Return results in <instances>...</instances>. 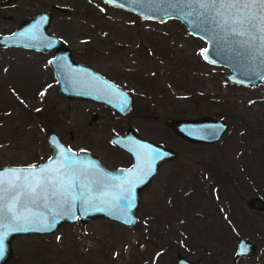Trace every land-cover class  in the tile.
<instances>
[{
  "label": "rangeland",
  "instance_id": "374dc122",
  "mask_svg": "<svg viewBox=\"0 0 264 264\" xmlns=\"http://www.w3.org/2000/svg\"><path fill=\"white\" fill-rule=\"evenodd\" d=\"M47 10L49 31L72 57L129 88L134 108L122 117L67 97L49 64L53 51L0 45V165L45 160L50 132L109 167L126 163L110 138L128 124L177 157L141 191L133 225L99 216L19 235L2 264H179L178 253L199 264H264V207L248 205L264 199V86L226 82L225 67L202 58L205 41L178 19L150 20L102 0H0V34ZM202 115L228 122L215 142H189L164 128L167 116ZM237 236L255 243V253L236 258Z\"/></svg>",
  "mask_w": 264,
  "mask_h": 264
},
{
  "label": "water",
  "instance_id": "95a60500",
  "mask_svg": "<svg viewBox=\"0 0 264 264\" xmlns=\"http://www.w3.org/2000/svg\"><path fill=\"white\" fill-rule=\"evenodd\" d=\"M105 4L133 12L142 18L162 21L165 19H178L186 30L205 41V46L201 50L202 58L211 64L221 65L225 70L221 72L222 78L233 84L252 85L261 83L264 86V62L259 55V51L253 53L247 46H241L232 41L220 39L215 25L210 22L200 23L195 16H186L189 9L183 12L170 7L168 0H113ZM54 8H59L56 4ZM66 10L65 7L60 8ZM170 13V14H169ZM52 16L50 10L39 12L31 18L24 19L17 27L9 33L0 34L1 46H17L36 51H53L49 59L50 67L54 73L58 90L70 98L85 99L95 101L108 106L121 115L129 114L133 108L132 93L113 82L102 73L91 67L89 64L76 60L72 57V50L59 36L49 31L48 25ZM191 21V22H190ZM126 103V106L124 102ZM165 125L172 129L181 138L193 143H212L218 140L228 127V122L222 118H215L209 115L200 117L183 118L167 116ZM212 130H218L216 135H211ZM73 132L66 131L65 137L72 138ZM50 145L48 157L37 164H4L0 165V172L10 168H24L29 165L56 167L64 154L72 155L79 161L89 165V174L92 178L103 181V188L97 192L95 186L92 191L85 190L86 198L92 199L89 204H82L80 200L81 191L73 189L72 195L77 199L71 210L59 209L55 206L45 207L42 204H26L24 207H17V211L23 213L30 220L37 217L51 219L50 213H59L57 216V228L62 223H71L76 219H92L94 217H105L114 221L131 226L137 221V209L140 203V195L143 188L150 182L156 173L158 166L167 160L177 157V151L169 146L150 141L143 138L133 129H129L122 134H114L111 141L122 147L132 156L133 162L130 166L109 167L91 151L87 149L75 150L66 144L56 132H50L47 136ZM142 146H150L154 152H160L162 159L154 161L152 171L147 172L144 158L138 157L137 153L143 152ZM70 149L71 153H67ZM51 158V159H50ZM131 181V192L121 194L117 185L124 181ZM106 193V195H105ZM104 201H108L105 203ZM131 203V209L126 208L127 203ZM248 205L256 210L264 207V199L260 196L249 198ZM131 221V222H128ZM30 228L29 231L11 232L6 241L3 255H0V264L5 262L11 255L12 238L32 233H45L50 231H37L42 225L39 222L24 225ZM4 227H8L5 222ZM237 247L234 252L236 258L249 256L255 253V243L245 237L237 236ZM177 262L179 264H199L185 255L178 253Z\"/></svg>",
  "mask_w": 264,
  "mask_h": 264
},
{
  "label": "snow or ice",
  "instance_id": "6c2138e0",
  "mask_svg": "<svg viewBox=\"0 0 264 264\" xmlns=\"http://www.w3.org/2000/svg\"><path fill=\"white\" fill-rule=\"evenodd\" d=\"M107 2L112 3L113 0ZM168 2L170 7L181 12L185 8L189 9L184 14L195 16L200 23L210 22L215 25L220 39L227 40L231 37L234 43L247 46L253 53L259 51L264 62V0H168ZM126 103L125 101V106ZM217 131L212 130L210 134L216 135ZM142 148L143 152L137 153V156L144 158L147 172L150 173L154 161L162 159L164 154L154 152L150 146ZM67 153H71V150L68 149ZM94 167L72 155L64 154L56 167L29 165L0 172V255H3L5 241L11 232L29 231L31 229L24 225L35 222L42 225L35 230L50 231L58 223V212L49 214L50 221L42 216L30 220L17 211L18 206L24 207L31 203L71 210L77 199L72 195L73 189L76 188L81 191V203H91L92 199L84 195L85 190L91 192L94 185L99 192L104 186L102 180L90 176L89 170ZM117 187L120 188L121 194L130 193L131 181L126 180ZM132 207L130 202L126 204L127 209ZM5 222L8 224L6 228Z\"/></svg>",
  "mask_w": 264,
  "mask_h": 264
},
{
  "label": "flooded vegetation",
  "instance_id": "af4514ba",
  "mask_svg": "<svg viewBox=\"0 0 264 264\" xmlns=\"http://www.w3.org/2000/svg\"><path fill=\"white\" fill-rule=\"evenodd\" d=\"M124 88H126V87H124ZM126 89H128L131 93H132V95H133V100H134V94H133V92L129 89V88H126ZM87 101H89V102H92V103H94V104H97L98 106H102V107H106V108H108V109H110V111H112L113 113H115L116 115H118V116H122V117H125V116H128V114L127 115H121V114H119L117 111H115L114 109H112V108H110V107H108V106H105V105H103L102 103H99V102H95V101H90V100H87ZM134 103V102H133ZM94 114H97L96 112H93L92 114H91V117H92V115H94ZM155 118H157V115H155L154 116ZM166 118V117H165ZM165 118H164V121H163V123L165 122ZM164 128H167V129H170L171 131H172V129L171 128H169L168 126H166L165 125V123H164ZM129 129H133L136 133H138L139 135H140V133L139 132H137V130L136 129H134V128H132L129 124H128V126H127V128L126 129H124L123 131H116V132H114L112 135H111V137L114 135V134H122V133H124L125 131H127V130H129ZM173 132V131H172ZM175 133V132H174ZM65 136V135H64ZM140 136H142V135H140ZM143 138H145V139H148V140H150V141H153V142H156V143H160V144H163V145H166V146H169V147H172V146H170V145H167V144H165L164 142H162V141H155V140H152V139H149V138H147V137H145V136H142ZM61 138V137H60ZM62 139V138H61ZM63 140V139H62ZM110 140H111V138H110ZM64 141V140H63ZM65 142V141H64ZM112 142V141H111ZM66 143V142H65ZM113 143V142H112ZM113 145L115 146V147H117L118 149H120V150H122L124 153H126L127 154V157L128 158H130L129 160H128V162H126V163H122V161H117L116 162V164H114L113 166H110V167H117V166H130L131 164H132V162H133V159H132V156H131V154L129 153V152H127L125 149H123L122 147H120V146H118V145H116L115 143H113ZM73 148V147H72ZM173 148V147H172ZM78 149H85L84 147L83 148H78ZM100 159H101V157L99 156V155H97ZM102 160V159H101ZM102 162H103V160H102ZM104 163V162H103ZM105 164V163H104ZM106 165V164H105Z\"/></svg>",
  "mask_w": 264,
  "mask_h": 264
}]
</instances>
